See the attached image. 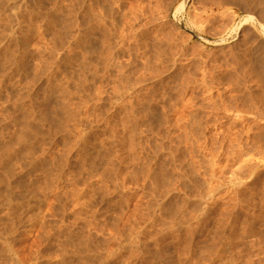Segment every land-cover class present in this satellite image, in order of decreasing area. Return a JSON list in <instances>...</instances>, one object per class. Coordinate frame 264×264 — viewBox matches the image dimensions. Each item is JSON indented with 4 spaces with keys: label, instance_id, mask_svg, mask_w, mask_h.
I'll list each match as a JSON object with an SVG mask.
<instances>
[{
    "label": "rangeland",
    "instance_id": "rangeland-1",
    "mask_svg": "<svg viewBox=\"0 0 264 264\" xmlns=\"http://www.w3.org/2000/svg\"><path fill=\"white\" fill-rule=\"evenodd\" d=\"M229 1L0 0V264H264V0Z\"/></svg>",
    "mask_w": 264,
    "mask_h": 264
},
{
    "label": "bare ground",
    "instance_id": "bare-ground-1",
    "mask_svg": "<svg viewBox=\"0 0 264 264\" xmlns=\"http://www.w3.org/2000/svg\"><path fill=\"white\" fill-rule=\"evenodd\" d=\"M229 1V0H228ZM239 1H241V0H239ZM229 2H231V1H229ZM228 2V3H229ZM238 2V1H237ZM244 3V2H243ZM231 4V3H230ZM242 4V3H241ZM245 5V4H244ZM246 7H248V6H246ZM188 22V21H187ZM193 23H195V22H193ZM257 63L258 64H260V65H262V66H264V58L263 57H260L258 60H257ZM259 65V66H260ZM258 65H256L255 67H257ZM259 66L257 67V68H259ZM257 68H255V70L257 69ZM260 68H261V66H260ZM263 68V67H262ZM262 68L261 69H259V70H262ZM258 69H257V72L259 71ZM258 73H262V72H258ZM264 73V72H263ZM263 75V74H262ZM202 96V95H201ZM197 100H199V99H197ZM203 100V99H202ZM206 100V99H205ZM210 100V99H209ZM214 100V99H213ZM213 102V101H212ZM216 102V101H215ZM218 102V101H217ZM211 103V102H210ZM196 104V103H195ZM194 104V105H195ZM230 104V103H229ZM199 105V104H198ZM191 106V105H190ZM208 106V105H207ZM214 106V105H213ZM192 107H194L193 105H192ZM196 107V106H195ZM215 107H219V106H216L215 105ZM189 107L187 106V108L186 109H188ZM197 108V107H196ZM204 108V107H203ZM203 108H202V110H203ZM213 108V107H212ZM234 108V107H233ZM198 109V108H197ZM211 109V108H210ZM214 109V108H213ZM223 109V108H222ZM196 110V109H195ZM226 110V109H225ZM143 111V110H142ZM145 111V110H144ZM143 111V112H144ZM154 111V110H153ZM197 111H199V109L197 110ZM200 111H201V109H200ZM207 111V110H206ZM202 112V111H201ZM146 113V112H145ZM155 113V112H154ZM204 113V112H203ZM206 113V112H205ZM214 113V112H213ZM202 114V113H201ZM200 114V115H201ZM187 115H189V114H187ZM191 115V114H190ZM204 115V114H203ZM202 115V116H203ZM166 116V115H165ZM226 116V115H225ZM168 117H169V114H168ZM186 117H188V116H186ZM236 117V116H235ZM203 118V117H202ZM202 118H200V117H197V115L196 114H194V115H191V117H190V121L187 123V128L189 129L188 131H190V133H191V135L194 137V138H196L197 137V135L202 131V132H204V130H207V132L210 130V129H212V127H209L208 126V124L209 125H211L212 124V122H209L208 120V122L209 123H207V121H205V122H203V119ZM189 119V118H188ZM223 119V118H222ZM187 120V119H186ZM213 120V119H212ZM181 121V120H180ZM211 121V120H210ZM214 121V120H213ZM229 122V121H228ZM235 122H237V119H236V121ZM234 122V123H235ZM177 123V121L175 122V124ZM211 123V124H210ZM165 124H167V123H165ZM236 124V123H235ZM164 125V124H163ZM213 128H220L219 127V124H217L216 122L213 124ZM228 130V129H227ZM229 134V133H228ZM200 135V134H199ZM203 135V134H202ZM223 136V135H222ZM224 139H226V140H229L230 139V136L229 135H224ZM198 139V138H197ZM196 139V140H197ZM195 140V139H194ZM209 141V140H208ZM222 141H224V140H222ZM221 141V142H222ZM227 142H229V141H227ZM224 145V144H223ZM228 146V145H227ZM195 150V149H194ZM193 150V151H194ZM201 151V150H200ZM201 153V152H200ZM193 154H195V153H193ZM200 155V154H199Z\"/></svg>",
    "mask_w": 264,
    "mask_h": 264
}]
</instances>
